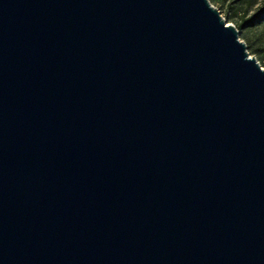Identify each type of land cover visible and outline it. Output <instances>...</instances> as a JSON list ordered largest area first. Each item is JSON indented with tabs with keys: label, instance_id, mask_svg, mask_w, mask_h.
I'll use <instances>...</instances> for the list:
<instances>
[{
	"label": "water",
	"instance_id": "1",
	"mask_svg": "<svg viewBox=\"0 0 264 264\" xmlns=\"http://www.w3.org/2000/svg\"><path fill=\"white\" fill-rule=\"evenodd\" d=\"M209 0H0V264H264V69Z\"/></svg>",
	"mask_w": 264,
	"mask_h": 264
},
{
	"label": "rangeland",
	"instance_id": "2",
	"mask_svg": "<svg viewBox=\"0 0 264 264\" xmlns=\"http://www.w3.org/2000/svg\"><path fill=\"white\" fill-rule=\"evenodd\" d=\"M210 4L218 10L227 24L236 26L243 14L247 11V16L251 15L264 0H210ZM240 41L248 45L247 52L254 57L264 69V21L255 27H245L238 30Z\"/></svg>",
	"mask_w": 264,
	"mask_h": 264
},
{
	"label": "trees",
	"instance_id": "3",
	"mask_svg": "<svg viewBox=\"0 0 264 264\" xmlns=\"http://www.w3.org/2000/svg\"><path fill=\"white\" fill-rule=\"evenodd\" d=\"M251 1L255 2L256 0ZM209 2L211 1L209 0ZM262 21H264V2L249 16H247V11H245L243 14V18L235 27L237 30H241L245 27L251 28L260 24ZM246 48H248V45H246Z\"/></svg>",
	"mask_w": 264,
	"mask_h": 264
}]
</instances>
